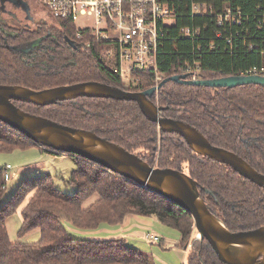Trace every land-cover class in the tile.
Segmentation results:
<instances>
[{
    "label": "trees",
    "instance_id": "trees-1",
    "mask_svg": "<svg viewBox=\"0 0 264 264\" xmlns=\"http://www.w3.org/2000/svg\"><path fill=\"white\" fill-rule=\"evenodd\" d=\"M167 1L173 14L166 18L171 24H166L158 52L163 79L180 75L185 61L200 63L201 79L242 75L252 66H264V0ZM202 1L212 9L202 15L192 14L191 2ZM227 4L240 9L239 25L217 24L215 14ZM51 20L29 29L18 26L15 34L0 30L1 84L42 89L94 80L127 91L153 86L152 74L144 72L133 73L136 83L127 84L105 65L101 56L104 44L90 31L77 37L73 23ZM182 26L200 27L199 35L182 37ZM86 42L89 46H84ZM158 94L159 105L166 106L162 116L189 123L213 145L237 153L264 174V84L209 87L167 80ZM13 102L26 112L93 131L150 165L156 161V167L183 170L201 187L200 196L211 212L231 231L264 225V188L228 164L193 152L180 135L160 131L135 101L83 96L44 106ZM32 146L38 147L0 120V153ZM69 155L74 162L67 180L75 187L72 194L56 188L47 174L22 180L0 203V264H154L123 238L77 239L62 223L69 220L77 228L93 229L103 222L120 223L129 215L154 216L176 229L177 246L186 249L190 243L183 264H222L204 238L190 242L194 221L186 209L93 161ZM5 188L0 167V201ZM22 204L18 233L39 227L37 241L19 243L9 238L6 219Z\"/></svg>",
    "mask_w": 264,
    "mask_h": 264
},
{
    "label": "water",
    "instance_id": "water-1",
    "mask_svg": "<svg viewBox=\"0 0 264 264\" xmlns=\"http://www.w3.org/2000/svg\"><path fill=\"white\" fill-rule=\"evenodd\" d=\"M66 39L73 45L72 40ZM39 40H35L34 44ZM167 80L209 87L264 84V76L252 74L197 80L185 79L184 75H174L163 79L158 88ZM155 90L156 88L152 86L141 91H127L94 80L42 89L0 83V120L24 133L40 147L53 152L78 155L93 161L186 209L193 218L194 228L198 232L197 239L204 238L222 264H264V225L249 230H229L211 212L200 196L201 187L198 183L183 170L150 165L138 154L93 131L74 128L26 112L13 102L19 100L44 106L83 96L135 101L142 114L156 123L160 131L180 135L193 152L228 164L239 175L264 188V174L254 169L237 153L213 145L199 130L187 122L162 116L161 113L166 106H157L152 101ZM205 192L209 193L208 190Z\"/></svg>",
    "mask_w": 264,
    "mask_h": 264
},
{
    "label": "built area",
    "instance_id": "built-area-1",
    "mask_svg": "<svg viewBox=\"0 0 264 264\" xmlns=\"http://www.w3.org/2000/svg\"><path fill=\"white\" fill-rule=\"evenodd\" d=\"M52 15V18L73 23L76 36L81 32L90 31L96 40L104 46L101 56L106 66L117 74L127 84L136 83L133 73H151L153 87L156 88L153 102L159 106L158 85L164 78L158 64V52L162 45L165 28L171 24L166 18L173 14V9L167 0H37ZM192 14H206L212 9L206 2H191ZM217 24L223 26L239 25L241 12L227 4L222 11L215 14ZM83 19L82 25H76ZM264 22V17H263ZM168 24V25H166ZM200 27L182 26L179 34L184 38H194L199 35ZM73 41V45H74ZM89 46V43H84ZM252 46H249L251 49ZM185 79H201V66L198 61H185L181 67ZM264 76V66H252L242 75ZM152 87V86H151ZM7 163L1 166L2 176L6 183L9 179Z\"/></svg>",
    "mask_w": 264,
    "mask_h": 264
},
{
    "label": "rangeland",
    "instance_id": "rangeland-1",
    "mask_svg": "<svg viewBox=\"0 0 264 264\" xmlns=\"http://www.w3.org/2000/svg\"><path fill=\"white\" fill-rule=\"evenodd\" d=\"M38 15L47 22H52V15L39 2L33 0ZM50 19V20H49ZM83 19H79L76 25H82ZM9 163V180L6 181V188L0 203H4L18 184L25 179L49 174L52 177L54 186L66 194H72L75 187L68 183L74 162L71 155L67 153H53L41 150L37 146L28 149H16L11 152L0 153V167ZM156 161L153 166H155ZM93 197L87 200V205ZM23 204L6 219V227L9 238L14 242L29 243L39 239L40 228L31 229L25 234L19 235L18 230L22 222L21 208ZM129 217V216H128ZM126 217L117 224L101 223L93 229H81L75 227L69 220L62 223L67 231L77 239H110L123 238L126 244L132 248L139 249L154 264H183L187 252L177 246L178 232L173 227L164 225L154 216H133L147 222L141 226L137 224L126 225ZM198 233L193 227L191 240L197 239ZM157 240V241H156ZM190 243L188 242L189 247Z\"/></svg>",
    "mask_w": 264,
    "mask_h": 264
},
{
    "label": "flooded vegetation",
    "instance_id": "flooded-vegetation-1",
    "mask_svg": "<svg viewBox=\"0 0 264 264\" xmlns=\"http://www.w3.org/2000/svg\"><path fill=\"white\" fill-rule=\"evenodd\" d=\"M34 3L33 0H0V30L15 34L18 26L29 29L40 21H46L40 18Z\"/></svg>",
    "mask_w": 264,
    "mask_h": 264
},
{
    "label": "crops",
    "instance_id": "crops-1",
    "mask_svg": "<svg viewBox=\"0 0 264 264\" xmlns=\"http://www.w3.org/2000/svg\"><path fill=\"white\" fill-rule=\"evenodd\" d=\"M133 216H137V215H129V217L127 216L128 219H127L126 225H128V224H137V225L141 226L143 223L147 222L145 220H142V219H140L138 217H133ZM185 251L187 252V248L185 249Z\"/></svg>",
    "mask_w": 264,
    "mask_h": 264
},
{
    "label": "bare ground",
    "instance_id": "bare-ground-1",
    "mask_svg": "<svg viewBox=\"0 0 264 264\" xmlns=\"http://www.w3.org/2000/svg\"><path fill=\"white\" fill-rule=\"evenodd\" d=\"M202 70V69H201ZM136 77V76H135ZM201 77H202V74H201ZM159 97V96H158ZM9 180V179H8ZM197 232V231H196ZM198 233V232H197ZM157 241V240H156Z\"/></svg>",
    "mask_w": 264,
    "mask_h": 264
}]
</instances>
